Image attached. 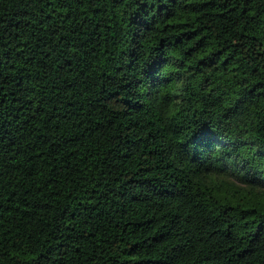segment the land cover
Listing matches in <instances>:
<instances>
[{"label":"trees","instance_id":"trees-1","mask_svg":"<svg viewBox=\"0 0 264 264\" xmlns=\"http://www.w3.org/2000/svg\"><path fill=\"white\" fill-rule=\"evenodd\" d=\"M0 264H264V0H0Z\"/></svg>","mask_w":264,"mask_h":264}]
</instances>
